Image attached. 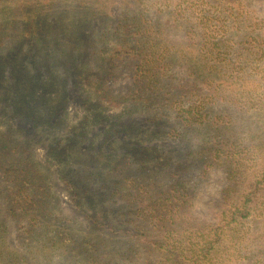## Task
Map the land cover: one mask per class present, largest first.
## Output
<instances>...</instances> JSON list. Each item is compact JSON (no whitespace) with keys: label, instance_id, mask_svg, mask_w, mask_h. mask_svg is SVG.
<instances>
[{"label":"rangeland","instance_id":"rangeland-1","mask_svg":"<svg viewBox=\"0 0 264 264\" xmlns=\"http://www.w3.org/2000/svg\"><path fill=\"white\" fill-rule=\"evenodd\" d=\"M83 1L87 3L86 6L82 5ZM52 2L51 6H44V12L48 14L47 23L51 24L53 30L38 38L30 48L32 56L38 58L43 73L42 83L37 90L39 113L35 119H30L23 113L12 112L15 104L11 97L3 96L13 81L7 73L3 79L0 78V139L2 134L8 132L11 140L17 137L26 142L30 145L28 151L32 148L31 153L36 159H46V162L53 159L50 154L52 149H59L63 145V180L67 177L79 178L90 182L95 188L112 184L113 187L108 191L112 197L109 195L110 198L106 200L115 199L121 203L120 200L127 197L128 193L160 198L183 195L180 218L194 226L216 223L224 210L222 193L227 186L231 164L220 152L214 156L213 150L221 149V138L227 133L230 137H237L234 145L239 149L243 145L249 147L251 144L264 143V92L259 91L255 95L244 93L247 97L244 94L239 97L242 88L236 87V84L241 83H246L245 89L252 88L250 85L253 83L264 84V75L261 73L264 58L257 59V50L264 47V0H243L254 10V16H258L250 18L251 22L258 23L254 25L257 31L250 38L234 34L225 41L227 48L217 47L210 54L212 62H222L218 63L217 69H212L211 76H215V79L209 85L199 83L196 90L189 87L184 90V95L170 100H166L169 96L163 90L151 95L147 90H141V95L136 92L139 86L143 88V83H146L141 81L139 74L144 71L138 64H141L144 54L151 59L156 58L151 56L150 51L157 50H147V41L144 42L140 36L102 37L100 33L103 31L97 27L105 20L112 23L125 15L139 14V2ZM149 2L152 0H147V5ZM211 4L204 5L205 10L210 12L206 21L208 28L224 23L233 31L237 22L235 19H238V23H245L248 19L243 20L244 17L230 0ZM146 7L151 12L155 6ZM84 13L91 16V25L82 27L81 33L79 24L83 23ZM158 14L152 12L147 17L150 20L159 18L167 21L165 11ZM167 22L172 24L171 21ZM12 26L9 38L0 43V54H7L17 48L16 38L20 36V27ZM56 37L59 39L57 42L54 40ZM165 37L169 44H182V53L189 55L188 47H185L187 40L177 27H170ZM126 43L137 45L132 49L120 47ZM143 43L144 49L141 48ZM27 47L28 42H25L18 57L26 52ZM179 48L172 46L167 50L166 58L171 61L169 68L163 70L165 86H177L187 78L203 75L202 71H195L191 75L193 66L184 61L187 57ZM26 62L34 72L30 56ZM45 86L52 88L48 91ZM196 102L202 103L207 109V117L203 123L191 126L185 123L184 112L188 105ZM180 107L182 109L179 112ZM6 151L4 156H0L3 163H9L19 155L17 150ZM145 151L149 152L147 157ZM154 152L167 154L170 165L164 167ZM52 164L55 167L57 165L54 162ZM179 165L187 167L177 172ZM174 186L177 191L173 190ZM56 187L55 194L63 204V213L67 217L73 216L72 198L64 181L63 186L58 183ZM126 217L128 221L137 220L136 214L129 213ZM126 226L129 228L130 225ZM16 234V228L12 227L9 239L14 244H17ZM100 235L117 244L118 248L121 247L122 234L104 230ZM143 250L139 249L137 255H132L131 261L123 258L118 264H141Z\"/></svg>","mask_w":264,"mask_h":264},{"label":"trees","instance_id":"trees-1","mask_svg":"<svg viewBox=\"0 0 264 264\" xmlns=\"http://www.w3.org/2000/svg\"><path fill=\"white\" fill-rule=\"evenodd\" d=\"M52 1L0 0V43L9 38L12 25L20 27L16 50L13 48L7 54H0V78L9 73L10 79H13L3 96L11 97L15 104L13 113H23L30 119H35L39 113L37 90L43 74L38 58L32 56L30 48L38 38L53 30L47 23L48 14L44 12ZM136 1L139 2V14L125 15L112 23L105 20L97 27L103 31L100 33L102 37L140 36L144 42L147 41V44L141 45L142 49L146 45L147 50H157L150 51L151 56L156 58L151 59L144 54L141 64H138L144 71L139 74L141 81H146L143 88L139 86L136 89L139 95L141 90H147L149 95L163 90L169 96L165 99L170 100L184 95V90L189 87L196 90L199 83L209 85L215 79L211 76L212 69H217L218 63H222L212 62L210 54L217 47L227 48L225 41L234 34L250 38L257 31L254 25L258 23L250 21L254 10L243 0H230L244 17L243 20L248 18L245 23H238L235 19L237 22L233 31L224 23L208 28L206 21L210 12L205 10L204 5L211 6V2L214 4L219 0H152L148 4L155 6L151 12L146 7L147 0ZM222 1L225 3L227 0ZM85 3L83 1L82 5L86 6ZM161 11L167 13L166 20L172 24L147 17L152 12L158 14ZM90 18L84 13L83 23L79 24L81 33L82 27L91 25ZM243 24H246L244 29ZM170 27H177L186 38L185 47H188L189 55L182 53V44H169L165 35ZM95 29H92L93 32ZM54 40L57 42L59 39L56 37ZM25 42H28L27 50L18 57ZM135 45L126 43L120 47L132 49ZM172 46L181 47V53L187 57L184 61L193 66L191 75L195 71H202L203 75L187 78L177 86H165L162 76L169 68L171 60L166 56ZM257 53V59L262 60L264 47L259 48ZM29 56L34 72L26 62ZM6 69L9 70L6 72ZM261 73L264 75V68ZM245 84H236V87L242 88L239 97H243L244 93L255 95L259 92L254 88L245 89ZM46 88L50 91L52 87ZM184 113L185 123L191 126L203 123L207 117V109L200 102L188 105ZM1 137L0 156L10 149L17 150L19 155L9 163L0 160V264H118L123 258L131 261V256L137 255L139 249H144L141 264H264V143L249 147L243 145L239 149L234 145L237 137L235 139L227 133L221 138V149L215 148L212 154H224L231 164L227 186L222 193L224 210L216 223L194 226L179 217L183 195L160 198L128 193L120 200L121 203L115 199L106 200L112 197V193H108L112 184L95 188L79 178L67 177L63 180V145L59 149L53 148L50 152L53 159L46 162V159H36L31 153L33 149L28 151L30 145L26 142L17 137L11 140L10 133L5 132ZM144 154L147 157L149 152ZM154 155L164 167L170 165L167 154L154 152ZM186 167L179 165L177 172ZM63 181L72 198L74 214L71 217L63 213V204L55 194L56 186L58 183L63 186ZM173 190H176L175 186ZM129 213L136 214L135 222L128 221L126 216ZM106 219H109L108 222ZM183 223L186 225L182 226ZM126 225H130L129 228ZM12 227L17 230V244L9 239ZM104 230L123 235L120 248L108 238L101 237L100 232Z\"/></svg>","mask_w":264,"mask_h":264},{"label":"clouds","instance_id":"clouds-1","mask_svg":"<svg viewBox=\"0 0 264 264\" xmlns=\"http://www.w3.org/2000/svg\"><path fill=\"white\" fill-rule=\"evenodd\" d=\"M250 87L256 89L257 91L264 92V84L257 82V83H253L252 85H250Z\"/></svg>","mask_w":264,"mask_h":264}]
</instances>
